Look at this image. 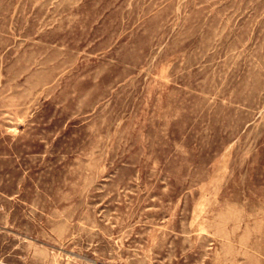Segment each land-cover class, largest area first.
Segmentation results:
<instances>
[{
  "label": "rangeland",
  "instance_id": "obj_1",
  "mask_svg": "<svg viewBox=\"0 0 264 264\" xmlns=\"http://www.w3.org/2000/svg\"><path fill=\"white\" fill-rule=\"evenodd\" d=\"M0 264H264V0H0Z\"/></svg>",
  "mask_w": 264,
  "mask_h": 264
}]
</instances>
